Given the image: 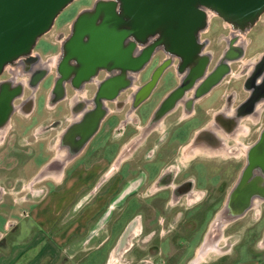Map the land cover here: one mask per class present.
I'll return each instance as SVG.
<instances>
[{
    "label": "rangeland",
    "instance_id": "rangeland-1",
    "mask_svg": "<svg viewBox=\"0 0 264 264\" xmlns=\"http://www.w3.org/2000/svg\"><path fill=\"white\" fill-rule=\"evenodd\" d=\"M97 1L106 0H69L29 48L11 57L10 62L5 61L0 69V82L12 79L13 84L22 83L19 92L11 99L10 106L13 107L6 117V122L3 120L0 123V125L6 123L3 132L0 131V242L3 240V244L8 245L11 239L13 242L20 241L25 235V221L28 220L25 219L26 207L31 203L30 201L37 199L38 194L40 196L46 189L53 188L59 182L52 177L37 178L42 169L48 170V166L49 169L54 170V165L57 164L53 163V158L57 159L60 155L67 161L70 156L80 155L79 160L87 162L99 154V147L92 149L93 144L101 146L108 141L117 144L122 140H128L129 135L134 133L135 123H138L142 129L148 125L153 126L155 124L153 117L158 116L154 113L155 110L186 73L187 68H178L177 55L167 51L164 48L165 44L160 42L155 46L150 59L140 69L134 72L123 71L124 75L126 72H131L134 76L130 77L131 80L111 100L99 98L96 96V91L100 81L117 70L101 68L91 78L79 84L72 83L70 77L62 78V95L51 103L52 88L57 77L61 76L57 65L62 55L63 41L70 33L75 17L80 12H90ZM197 5L201 7L200 4ZM254 16L249 22L238 25L216 10L209 17L206 28L197 31V52L194 58H199L203 53L206 56L203 75L216 64L218 65L219 58L231 46L234 47V57L224 63L227 70L214 85L193 97L190 113H184L182 107L184 101L194 95V85L199 78L174 101L168 103L167 110L174 107L176 109L159 122L162 133L152 131L148 138L155 140L159 135L161 139L171 140L166 148L164 143L162 150L168 151V158L171 155L176 159L179 156L177 145L190 144L197 129L206 127L207 123L218 117L215 112L223 108L228 115H232L233 112L234 115L231 119L229 116L223 120L217 118L218 123H216L223 127V131L214 130V132L210 131L211 134L205 133L211 136L213 141H209L207 136V138L203 137V134L196 136L198 139L207 140L206 146H199L198 153L189 150L188 158L179 163L182 165L169 166L171 170L177 169L178 166L180 168L169 181L174 186L171 184L165 187L161 185L162 182L156 183V189L164 186L159 193L161 197L152 192L154 189L152 183L155 182L151 178L147 180L141 178L143 183L135 190V194L126 198L128 201L122 203L123 209L120 212L112 215L119 221L113 219L115 226H110V247L118 232L122 230L120 225L123 221H129L135 214L140 219V225L135 227L133 233L129 229V233L124 236L126 238L128 236L124 247L127 250L112 264H229L236 259L252 257L257 259L264 254V198L253 202L238 214H231L232 217L223 214L224 206L230 205L229 208H233L244 194L254 189L252 181L244 180L258 167L247 166L251 145L258 140L264 125V100L261 104L260 101L255 102L259 96L251 100L252 106L256 103L260 106L257 123L247 130L242 126L239 128L237 133L241 135L238 144L232 139L219 137V132L223 133L227 130V125L233 123L232 118L233 120L236 118L237 109L252 108V106L250 108L251 103H247L250 101V91H255L258 95L264 94V85L261 86L260 81H255L253 88L249 86L254 81L250 74L257 75L261 71V68L259 70L252 67L251 63H255L264 53V7ZM236 32L241 34L242 38L239 34L236 35ZM158 33L154 32L152 35ZM150 36L147 35L143 42L145 43ZM164 58H168L170 64L162 70L153 86L143 92L142 87ZM22 59L38 60L41 67L48 64V70L46 72L43 70L38 75L30 74L31 65L16 64ZM191 62L193 63L194 59ZM33 81L34 87H31ZM137 91L140 96H137ZM28 98L30 101L25 102L24 107H20ZM89 101H93V105L98 101L104 107L95 125H88L86 119L91 117L89 113L80 119L81 108L86 110L93 108ZM77 114L79 118L74 121L73 117ZM80 120L81 122L77 123ZM73 122H76L74 125L79 124L77 128L72 124ZM70 125L73 127L68 131ZM233 125L236 127L235 124L231 126ZM84 127L86 128L80 145L75 142L76 146L73 150L66 149L63 143L71 139L72 130L76 131L75 129ZM146 144L140 146L135 154L130 153L131 155L128 149L118 156L115 154L117 153L115 147L111 155H116V161L110 172L115 173L116 165L122 159L132 164V162L137 163L138 158L146 159L149 155L153 157L154 151L148 152ZM160 157L161 160L167 159L161 155ZM150 165L145 164L146 167L151 168ZM124 166H127V163L122 167ZM245 167L246 171L242 173ZM111 178L101 180L98 177L95 183H100L98 186L94 183L96 186L94 191L102 187L101 181L109 183ZM235 183H241L237 190L241 197L234 195L228 200L227 193ZM172 186L173 190H171ZM164 188L171 190V193L167 194ZM258 188L262 189L259 186ZM190 190L193 194L190 197L189 194L184 196L183 193ZM92 196L89 190H83L78 199V207ZM169 199L171 202L166 206L165 200ZM217 217L225 221L221 227L212 226ZM205 241L209 243L205 247L206 251L201 252L200 248L204 246ZM40 246L36 250H44ZM92 251L90 250L89 255L93 264H103V252ZM82 253L73 257L74 261L75 258L80 261ZM41 262V264H54L53 259L49 258H43ZM56 264L69 263L58 259Z\"/></svg>",
    "mask_w": 264,
    "mask_h": 264
},
{
    "label": "water",
    "instance_id": "water-1",
    "mask_svg": "<svg viewBox=\"0 0 264 264\" xmlns=\"http://www.w3.org/2000/svg\"><path fill=\"white\" fill-rule=\"evenodd\" d=\"M68 1L0 0V69L5 61L25 52ZM197 3L208 4L226 17L254 16L264 7V0L97 1L90 12H80L72 23L57 65L61 75L59 79L70 77L72 83L79 84L101 68L118 69L119 73L105 77L97 86L96 96L111 100L127 83L123 71L140 69L150 59L155 46L162 42L167 51L177 55L178 68H187L179 84L168 93L169 99L174 101L182 94L181 91L201 78L205 65L204 57L194 58L197 52L196 30L204 19L203 10ZM157 30L161 32L160 38L135 53L134 41L129 37L143 40ZM169 64L168 58L161 60L147 81L149 85L146 82L141 90L148 91ZM215 67L202 85L194 89V95L207 91L227 70L224 63ZM263 84L261 81V86ZM17 92L19 89L15 87H1L0 97L4 99L0 102L6 103L4 108L1 106V122L9 114L10 100ZM258 96L251 94L250 101ZM258 143H264L262 137Z\"/></svg>",
    "mask_w": 264,
    "mask_h": 264
},
{
    "label": "crops",
    "instance_id": "crops-1",
    "mask_svg": "<svg viewBox=\"0 0 264 264\" xmlns=\"http://www.w3.org/2000/svg\"><path fill=\"white\" fill-rule=\"evenodd\" d=\"M258 81H260V79ZM259 103L261 104V101ZM259 103L254 104L249 110H240L242 115H236L234 120L232 118L233 123H231L236 125V131L229 136L219 132V137L232 139L236 144H238L239 135H241V133H237L240 130L239 128L242 126L244 130H247L250 126L257 123L260 107L258 106ZM174 109H176V107L171 110L166 109L163 113L158 114L159 117H153L155 124H153V126L147 130L142 137H140L142 127H140L138 123H135L133 124L134 133L129 135L130 138L128 140H122L117 144L112 141H108L104 144L102 143L101 146L93 144L94 146L92 149H95L94 147H99V154L97 157L90 159V161L83 162V160H79L80 155H75L72 157L70 156L67 161L61 159L60 163H58L60 166L54 165V170L49 169L50 167L48 166V171L42 177H52L53 179H57L59 182H57L53 188L46 189L40 196L38 194L37 199L30 201L31 203L26 207L25 219L28 220L25 221V235L20 238V241L13 242V239H11L8 245L3 244V240L0 242V264H41V260L43 258L53 259L54 264L57 263L58 259H60L61 262H68L69 264H79V262L80 264H93L92 257L89 255L90 250L91 252H93L92 250H96L95 252H99V250L101 253L103 252V264H112L114 260L119 258L127 250L124 247L127 243L128 236L127 238L124 236L126 233H129V229H131L132 231H130L133 233L135 227L140 225V219L137 217L138 215L135 214L129 221H123L120 225L122 226V230L118 232L116 239L113 241V245L110 247V226H115L113 221H119V219L113 218L112 215H114L115 212H120L123 209L122 203H124L125 200L126 202L128 201L126 198L135 194V190L143 183H141V178L145 180L151 178V180L155 182L152 183L154 188L152 189V192H155L157 196L161 197L162 195H159V193L164 186H159L156 189V183L162 182L161 185H165V187L171 185L172 183H169V181L180 168V166H178L177 169L171 170L170 167L173 166L172 163L175 165L184 162L185 159L188 158L189 150H194L195 153H198L199 150L197 148L199 146H206L205 141L207 140L202 138L204 140L203 141L197 137L200 134H203V137L207 136L209 141L212 140L211 136L205 134L210 131L214 132L215 129L212 130L210 126L212 122L215 120L214 122L216 123L217 118L223 120L226 116H229L223 108L218 112H215L218 117H215L214 114L215 118L210 122L211 124L207 123L208 125H206V127L201 129L199 128L200 130L197 129V135L195 133V136L190 140V144L187 143L186 145H177V155L179 156L176 159H173L174 157L171 155L169 158L167 157L168 151L162 150L164 143L166 144V148L167 145L171 143V140L161 139L159 135L155 138V140L151 138L149 139L148 137L152 131H157L158 134L162 133V128L160 126L161 123L159 122L164 117L171 115L174 112ZM184 110L185 108L182 107V111ZM237 111H239V109H237ZM190 112L191 111L188 113ZM252 114H254L255 117H253ZM263 128L264 125H262L261 131ZM68 130L70 131L71 129L68 128ZM211 132L209 134H211ZM93 135L91 137H93ZM256 141H254L251 145V151H254V156L251 157V162L248 157L249 164L246 166L249 168L254 167V163H257L254 146L260 145L264 147V143L259 144L257 142L255 144ZM145 143H147L148 152L154 151L153 157L151 155H149L151 157L147 155L148 157L146 159L143 157L138 158L139 163L132 162V164L128 161L124 162V159H122L116 165L115 173L110 172L115 166L116 155L119 156L128 149L130 150L128 151L129 154H135L136 150L140 146H145ZM115 147L117 153H115L116 155H111ZM187 147L188 151L186 152ZM143 152H145V149ZM160 155L163 156V158L167 157V159L161 160ZM258 157L259 156H257V158ZM51 160L49 163L55 161L54 163L57 164L58 162L56 158H53L52 161ZM161 162H163L164 165L161 164ZM252 162L253 166L250 165ZM124 163H127V166L122 167ZM145 164H151V168L146 167ZM263 164L264 162H262V165ZM262 169L264 170V167ZM254 170H258V167ZM254 170L252 171V174L256 172ZM98 177H100L101 180L112 178L109 183L101 181L102 187L97 188V190L94 191V188L96 189L94 183L97 181ZM246 177L245 181H250L249 175ZM166 180H168V182H166ZM99 183L100 182L95 184L98 186ZM237 185L238 184L235 183L231 187L230 191L235 186V190L237 191ZM253 186V191H258V186L255 184H253ZM85 189L89 190L93 196L86 199L78 207V199H80L79 196ZM262 189L264 190V186H262ZM230 191L227 193L226 199L228 198ZM183 194L184 196L189 194L190 197V195L193 194V191H186V193ZM170 202V199L166 200V206H168L167 204H170ZM250 205L251 204H247L244 209L248 208ZM224 207L226 208V206ZM158 223L160 222L158 221ZM39 246L44 250H36ZM80 253H82L80 261L77 260L78 258H75L74 261L73 257ZM229 264H264V254L257 259L254 257L243 260L236 259L231 261Z\"/></svg>",
    "mask_w": 264,
    "mask_h": 264
},
{
    "label": "bare ground",
    "instance_id": "bare-ground-1",
    "mask_svg": "<svg viewBox=\"0 0 264 264\" xmlns=\"http://www.w3.org/2000/svg\"><path fill=\"white\" fill-rule=\"evenodd\" d=\"M115 2H117V0H115ZM197 4H200L201 5V7L199 6V8H201L202 10H203V13H204V19H203V22L201 23V25L198 27V29L196 30V31H198L199 29L201 30V29H205L206 28V25H207V22H208V20H209V17L213 14V12H215L216 10L212 7V6H210V5H208V4H205V3H197ZM118 11V10H117ZM219 12V11H218ZM219 13H221V12H219ZM222 15H223V13H221ZM253 17H255V16H243V17H237V16H229L228 17V19L230 20V21H232L233 23H236V24H241V23H246V22H249V20H251V19H253ZM248 25V24H247ZM160 30H157L156 32H159ZM237 34H239L238 32H236V35ZM151 36L149 37V38H147V41L144 43L143 42V40H146V39H143L142 41L141 40H136V39H133L132 37H129V39H132L133 41H134V44H135V50H134V52L135 53H137L141 48H143V45L144 46H146V45H148V44H150V43H152L153 41H154V38H156V37H159L160 35H161V32H159L157 35H152V34H150ZM240 35V37L242 38V36H241V34H239ZM238 35V36H239ZM241 38H240V40H241ZM64 42V41H63ZM63 45V44H62ZM140 45V46H139ZM230 46V45H229ZM233 48L234 47H230L224 54H223V56H221L220 58H219V63H227L230 59H232L233 57H234V55H233ZM240 48H242V46H240ZM64 50V49H63ZM63 50H62V53H63ZM31 57H33V56H31ZM200 57H206L205 55H204V53H203V55L201 54L200 55ZM61 58V57H60ZM206 59V58H205ZM10 60L11 59H9L8 61H6V63L7 62H10ZM17 63H19V64H21V65H23V66H30V68L31 69H29L30 70V74L31 73H35V75H38V74H41L42 72H43V70L46 72L47 70H48V64L47 65H42L43 67H41V65L39 64V61L38 60H34V61H29L28 59H26V61H25V59H22V60H20L19 62H16V64ZM218 63V64H219ZM217 65V64H216ZM3 66V65H2ZM36 68V69H35ZM190 68V66L188 67V69ZM215 68L216 67H214V68H212L208 73H204V75H203V72H202V77L200 78L199 77V79H197V82H196V84L194 85V89L198 86H201L202 85V83H203V80L207 77V76H209L210 74H212L213 73V71L215 70ZM259 68V70H260V68H261V71L257 74V75H255V74H252L251 75V79H254V81L253 82H251L250 83V87L251 88H253L254 87V84H255V81H258V78H261L260 79V83H261V81H263L264 82V53L263 54H261V56L259 57V62H258V64H257V69ZM124 71H126V70H124ZM129 71V70H128ZM135 71V70H134ZM133 71V72H134ZM131 72H132V70H131ZM131 72H126V74H125V78L127 79V82L129 81V80H131V78H133V74L131 73ZM117 73H119V70L117 69V71L116 72H114V73H112V74H117ZM34 75V74H33ZM111 75V74H110ZM131 77V78H130ZM60 77L58 76L57 77V79H59ZM91 78V77H90ZM56 79V81H55V85H54V87L52 88V93H51V97H50V100H51V103L52 102H54L56 99H57V97H60L61 95H62V89H61V84H62V79H59V80H57ZM196 81V80H195ZM194 81V82H195ZM193 82V83H194ZM147 84H148V82H147ZM15 85H17L16 86V88H18V89H20V86L22 85V83H16V84H13V82H12V79H9V80H7V81H3V82H0V90H1V87L3 88V87H7V88H14L15 87ZM149 85V84H148ZM193 85V84H192ZM31 87H34V81H33V84L32 85H30ZM144 91V90H143ZM138 92V91H137ZM183 91H181V93H182ZM251 94H255V91H252L251 92ZM141 94H139V92L137 93V96H140ZM196 95H192V98H191V100H190V102H189V109H191L192 108V106H191V104H192V100H193V97H195ZM249 99H251V98H249ZM135 99L133 98V101H134ZM166 100H168V101H166ZM248 100V99H247ZM246 100V101H247ZM264 100V94L263 95H259V97H258V99L255 101V102H258V101H263ZM28 101H30V100H28ZM27 101V102H28ZM171 100L169 99V94L166 96V97H164V99H163V104H161V105H159L158 107H157V109L155 110V113L156 114H160V113H163L165 110H166V107L168 106V103L170 102ZM247 103H251V105H250V108H251V106H252V101H249V102H247ZM246 103V104H247ZM92 105H93V101H92ZM94 106V108H95V110L94 111H89V112H85L83 115L85 116L86 114H90L91 115V117H89V118H87L86 119V121L87 122H89V124L88 125H90V124H92V123H94V124H96L95 122H96V120L99 118V116H100V114L102 113V110L104 109V107L102 106V105H100V103L97 101L96 102V105L94 104L93 105ZM13 107V105L10 107V109ZM21 107V106H20ZM16 108V107H15ZM18 108V107H17ZM249 112V111H248ZM244 113V112H243ZM89 115V116H90ZM255 115H256V113H255ZM238 116H241V115H238ZM84 117H82L81 119H83ZM4 120V119H3ZM2 120V121H3ZM6 120V119H5ZM4 120V121H5ZM93 121V122H92ZM0 122H1V120H0ZM6 122V121H5ZM5 122H3L1 125H0V131H1V133L3 132V130L5 129ZM79 122H81V120L79 121ZM78 122V123H79ZM74 125V124H73ZM79 124H76V125H74L76 128H77V126H78ZM73 127V126H72ZM72 127L70 128V129H72ZM152 126L151 125H148L145 129H144V133L147 131V130H149L150 128H151ZM85 128L86 127H84L83 129H75L76 131H74V130H72L73 131V133H72V135H71V139H69V140H63L64 141V146H66L67 148H68V150L70 149L71 150V148H72V150L75 148V146L76 145H74L75 144V142L76 143H78L79 145H80V143H81V141H82V137H83V133H84V131H85ZM147 128H149V129H147ZM234 128H235V126H234ZM90 129V128H89ZM69 131V130H68ZM263 131H261L260 132V135H259V138H258V140L255 142V144L257 143V142H259L260 140H261V137H262V140H264V135H263ZM263 135V136H262ZM66 136V135H65ZM71 144H73V145H71ZM77 144V145H78ZM263 144V143H262ZM69 145H70V148H69ZM254 148H255V154H256V159H257V166H258V170H254V171H256V172H254L253 174L251 173L250 175H249V178H250V181H252V182H255L254 184L255 185H257V186H259V187H261L262 188V186H264V179H263V172H264V170L262 169L263 167H264V164L262 165V162H264V147L263 146H260V145H255L254 146ZM247 152V150L245 151V153ZM252 152L253 151H250V154L248 155V157L250 158H248L249 160H250V162H251V157L253 156L252 155ZM261 152V153H260ZM258 153H260V154H258ZM257 156H259L258 158H257ZM55 162V161H54ZM53 162V163H54ZM58 163H60V160H58V162H57V165H58ZM250 165L251 166H253V162L252 163H250ZM255 166L256 165H254V168H255ZM47 171V170H46ZM46 171L45 170H41L40 172H39V174L37 175V178H40V177H42V176H44L45 175V173H46ZM246 171V167H245V170H243L242 171V173H244ZM253 177V178H252ZM248 178V179H249ZM243 180V179H242ZM246 180V179H245ZM244 180V181H245ZM243 184V183H242ZM238 185H240V184H238ZM236 187V186H235ZM235 187L230 191V194H229V196H228V199H230L231 197L233 198V196L235 195V196H237V197H241V195H239L238 194V192L235 190ZM240 187L239 186H237V190L239 189ZM254 190V189H253ZM253 190H251V191H249L247 194H244L243 195V198H240L239 199V201H237L236 203H237V205L236 206H234L233 208H229V207H231L230 205H229V207H227L226 206V208L224 207V212H223V214L225 215V216H232L231 214H233V213H235V214H238V212L240 211V210H244V208L246 207V205L248 204H251L252 205V203L253 202H257L258 200H261V199H263L264 198V190L263 189H258V191H253ZM243 199V200H242ZM244 204V205H243ZM234 215V214H233ZM224 220H221V219H219V217H217V219L213 222V224H212V226H217V227H221L223 224H224ZM201 255V254H200Z\"/></svg>",
    "mask_w": 264,
    "mask_h": 264
},
{
    "label": "flooded vegetation",
    "instance_id": "flooded-vegetation-1",
    "mask_svg": "<svg viewBox=\"0 0 264 264\" xmlns=\"http://www.w3.org/2000/svg\"><path fill=\"white\" fill-rule=\"evenodd\" d=\"M258 62H259V59L254 63V62H252L251 63V66L252 67H254L255 69H257V64H258ZM254 71V70H253ZM255 72V71H254ZM253 72V73H254ZM251 75L252 74H250V77H251ZM259 79H261V78H258V80ZM264 85V84H263ZM3 89V88H2ZM249 97H251V91H250V95H249ZM191 98H192V95L188 98V99H186L185 101H184V108H185V110H184V113H188L189 111H191V109H189V102H190V100H191ZM0 99L3 101V99L4 98H1L0 97ZM28 100H30V98H28L27 100H25V101H23L22 102V106L21 107H24L25 106V102H27ZM10 102H11V100H10ZM90 103H91V105H92V101H89ZM1 106H2V108H4L5 106H6V103H4V105L0 102V113H1ZM95 110V108H94V106H93V108H91V109H88V110H86V109H84V108H81V110L79 111V113H81V116H80V119L82 118V116H83V114L85 113V112H89V111H94ZM225 112H226V110H225ZM78 113V114H79ZM78 114L77 115H75L74 117H73V120L75 121V119L77 118H79V116H78ZM226 114H227V112H226ZM1 115V114H0ZM232 115H233V113H232ZM232 115L230 114L229 115V119H231V117H232ZM236 115H242V113H241V111L239 110V111H237V113H236ZM252 116L253 117H255L254 116V114H252ZM1 117V116H0ZM0 120H1V118H0ZM233 121V120H232ZM79 122V121H78ZM77 122V123H78ZM74 123H76V122H73L72 124H74ZM71 124V125H72ZM70 125V126H71ZM232 124L230 123L229 125H227L228 127H227V130H224V134H226V136L228 135H231V134H233V132L235 131V128H234V126H231ZM211 126V129L213 130V129H215V130H221V131H223V127H221V126H219V125H217L214 121L212 122V124L210 125ZM146 128V127H145ZM144 128V129H145ZM144 129H142V133H141V135H140V137L144 134ZM68 132V131H67ZM66 132V133H67ZM211 141H213V140H211ZM61 143H62V141H61ZM66 149H68V148H66ZM216 151V150H215ZM254 156V155H253ZM62 158L60 157V155H58V157H57V161L58 160H61ZM172 165H173V163H172ZM53 169V168H52ZM48 171V170H47ZM46 171V172H47ZM46 174V173H45ZM181 182H183V181H181ZM180 184V183H179ZM172 185H173V183H172ZM174 186V185H173ZM177 186V185H176ZM165 189V192L167 193V194H169V193H171V190H173V187L171 188V190L170 191H168L169 189L168 188H164ZM166 201V200H165ZM209 242H207V241H205V244H204V246L202 247V248H200L201 249V252H205L206 251V249H205V247H206V245L208 244Z\"/></svg>",
    "mask_w": 264,
    "mask_h": 264
}]
</instances>
